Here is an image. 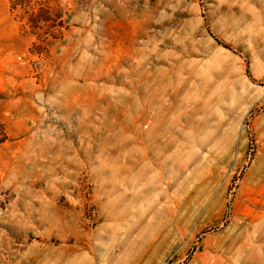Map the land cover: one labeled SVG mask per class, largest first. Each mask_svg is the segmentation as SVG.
<instances>
[{"label": "rangeland", "instance_id": "374dc122", "mask_svg": "<svg viewBox=\"0 0 264 264\" xmlns=\"http://www.w3.org/2000/svg\"><path fill=\"white\" fill-rule=\"evenodd\" d=\"M36 1L0 0V264H264V0Z\"/></svg>", "mask_w": 264, "mask_h": 264}, {"label": "trees", "instance_id": "16d2710c", "mask_svg": "<svg viewBox=\"0 0 264 264\" xmlns=\"http://www.w3.org/2000/svg\"><path fill=\"white\" fill-rule=\"evenodd\" d=\"M37 6H28L24 8V14L21 19L28 17V23L33 28L46 27L45 33L52 31L55 28L57 15L54 13V8L48 4L46 0H37ZM17 3L12 4V8H16ZM56 15V18L54 17Z\"/></svg>", "mask_w": 264, "mask_h": 264}]
</instances>
